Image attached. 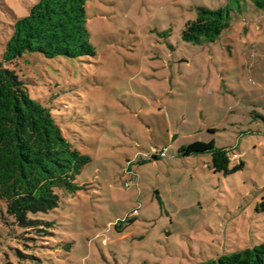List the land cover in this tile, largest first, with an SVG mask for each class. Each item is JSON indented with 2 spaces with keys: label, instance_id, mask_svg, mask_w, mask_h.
<instances>
[{
  "label": "rangeland",
  "instance_id": "1",
  "mask_svg": "<svg viewBox=\"0 0 264 264\" xmlns=\"http://www.w3.org/2000/svg\"><path fill=\"white\" fill-rule=\"evenodd\" d=\"M37 1L0 0V54L15 17ZM228 5L230 26L215 41L183 39L198 6ZM86 7L95 56L34 52L17 66L90 155L84 187L49 215L50 233L0 236V264H197L263 242L264 10L250 0ZM196 141L244 166L216 172L210 152H180Z\"/></svg>",
  "mask_w": 264,
  "mask_h": 264
},
{
  "label": "trees",
  "instance_id": "2",
  "mask_svg": "<svg viewBox=\"0 0 264 264\" xmlns=\"http://www.w3.org/2000/svg\"><path fill=\"white\" fill-rule=\"evenodd\" d=\"M234 1L241 8L247 0ZM250 1L264 10V0ZM86 5L87 0H38L27 15L15 17L0 54V198L4 201L0 236H13L11 228L29 238L36 231L50 233L55 219L49 215L64 197L84 187L79 174L91 161L90 155L67 136L52 107L33 97L17 66L34 52L47 58L95 56ZM231 10L230 5L198 6L196 18L183 30V39L195 44L215 41L230 26ZM180 152H210L216 172L227 174L244 166L241 162L231 168L230 151L214 141L183 145ZM152 157L158 159L159 154ZM197 264H264V241Z\"/></svg>",
  "mask_w": 264,
  "mask_h": 264
},
{
  "label": "built area",
  "instance_id": "3",
  "mask_svg": "<svg viewBox=\"0 0 264 264\" xmlns=\"http://www.w3.org/2000/svg\"><path fill=\"white\" fill-rule=\"evenodd\" d=\"M160 155L165 156V155H166L165 150L161 151V152H160ZM233 157H238V154H237V153H234V154H233ZM135 211H137V209H135Z\"/></svg>",
  "mask_w": 264,
  "mask_h": 264
}]
</instances>
